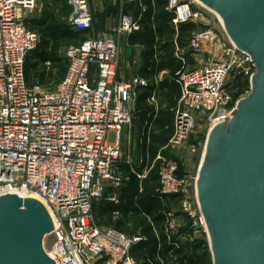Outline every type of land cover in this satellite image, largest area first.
Masks as SVG:
<instances>
[{
	"label": "built area",
	"instance_id": "1",
	"mask_svg": "<svg viewBox=\"0 0 264 264\" xmlns=\"http://www.w3.org/2000/svg\"><path fill=\"white\" fill-rule=\"evenodd\" d=\"M36 2L0 0V196L39 195L53 219V248L63 244L69 261L73 254L81 264H153L154 260L163 264L160 236L172 246L170 256L185 237L183 226L171 212H162V234L154 232L159 243L153 259L132 254L146 240L145 235L101 226L93 214L97 201L120 204L119 190L128 182L120 166H132L123 156L120 138L136 118L138 89L149 82L144 77L120 80L117 72L122 38L141 29L140 19L120 7L111 31L87 37L69 49L67 71L51 88L30 83L25 76L27 56L38 44V35L27 25ZM67 2L70 28L91 29L92 0ZM164 10L173 15L176 29L189 22L204 27L193 32L186 46L175 43L184 66L175 75L180 96L168 145L181 148L189 138L195 114L206 115L211 127L231 115L236 97L246 84L250 87L255 67L251 55L232 43L218 17L194 0H167ZM210 13L219 29L211 26ZM185 50L196 57L190 68L185 67ZM203 54L208 60H203ZM155 97L153 93L149 103H155ZM192 151H196L194 146ZM157 158L161 161L156 196L164 205L165 197L187 199L189 190H195L196 178L180 173L176 161ZM151 169L152 165H145L142 172H136L131 167L140 193ZM194 194L198 213L193 224L206 232ZM113 214L121 215L118 210Z\"/></svg>",
	"mask_w": 264,
	"mask_h": 264
},
{
	"label": "water",
	"instance_id": "2",
	"mask_svg": "<svg viewBox=\"0 0 264 264\" xmlns=\"http://www.w3.org/2000/svg\"><path fill=\"white\" fill-rule=\"evenodd\" d=\"M251 55L250 93L209 130L195 192L213 264H264V0H199ZM53 219L38 199L0 196V264H81L46 235Z\"/></svg>",
	"mask_w": 264,
	"mask_h": 264
},
{
	"label": "rangeland",
	"instance_id": "3",
	"mask_svg": "<svg viewBox=\"0 0 264 264\" xmlns=\"http://www.w3.org/2000/svg\"><path fill=\"white\" fill-rule=\"evenodd\" d=\"M68 10L69 8L67 5V0H37L36 8L34 9L32 14L27 19V25L30 26L32 30L38 35V44L36 48L39 47V51L48 52L51 50V48L55 47L54 48L55 53L57 57L60 59V62L57 65H52L50 61H45L43 63L41 62L38 63V66L36 67V69H31L30 65L31 63L34 62V60L32 56L29 57V60L27 61L29 65L28 68L30 69L28 78L31 83H34V82L41 83L39 81V76H38L39 72L45 71L46 73H48L47 71H52L51 72L52 74L46 77L47 81L43 85L51 87V88H55L56 85L62 80L63 76L65 75L66 73L65 71H67V68L69 65V59H68L67 53L70 48L79 44V39L74 40V39H69L65 37H60L57 42H54L51 40L49 42L48 41L49 38L44 37V35H42L43 34L42 31L50 26V27L55 28L58 32V35H60V33L64 30V28L66 26H69L68 18H69L70 13L68 12ZM210 15H211V20H210L211 26L213 28L219 29V25L214 20V15L211 13ZM201 26L202 25H198V27H196V29L193 31L194 32L201 31V29L204 28ZM192 38H193V34H190L187 43H190ZM45 41L49 42L47 46L45 44H42ZM167 41H172V46L162 51L158 50L157 53L160 54L161 56H165L163 60L161 61L173 62L172 66L169 67L167 71L161 75V80L159 84L161 85V84L167 83V87L170 90L167 88V90L162 89L161 91H159V93L155 97L154 105L157 107V112H159V110L161 109L168 110L167 114L165 115L171 117L172 130H173V121H174V116H175V112L177 108V102H178L177 98L179 94L178 88L176 84L173 82H175V75L177 71L180 70L184 66V63L182 62L180 58L177 57V54L179 55L180 52H177L176 50V46L174 44V41H175L174 36L167 37V35H163V37H161L160 39V43L162 44ZM176 43L178 44L180 48L183 46H186V45H180L178 42ZM184 55L187 59L185 67L190 68L194 64H196V57L192 56L191 52H188L187 50H185ZM201 57L205 61L208 60L209 58L207 54H203ZM170 91L171 93H173L172 97L169 96ZM249 93H250V87L245 85L244 90H242V94L236 97L237 101L247 97ZM157 117H159V114L157 115ZM137 118L138 117H137V111H136V119ZM136 126L133 128L132 132H133V138L136 144V150L137 149L139 150V138H140V132L138 130L140 128L139 123H137ZM210 128H211V122L208 120V117L206 115L199 114V113L195 114L194 122L192 125L189 138L187 142L183 146H181V148H172L171 146L168 145V140L171 136L170 135L167 138L168 140H166V142L155 152L154 156L150 157L149 162L146 163L145 161H143L138 166L134 165L135 167L133 168L135 169L136 172H142L141 170L145 165L146 166L152 165V169L147 173V176L143 179V181L147 179L150 180L149 178L150 175L155 172L156 178L153 180L151 179L150 182L157 183L158 185V171H159V165H160L161 160H159L157 157L158 155H160L164 158L176 161L180 167V171L191 174L193 178H196L198 167L201 162L202 153L204 151L203 149L205 147L207 134ZM193 146L196 149L195 152L192 151ZM140 148H141V144H140ZM121 174L123 177L128 178L127 184L132 181V176L136 177L137 196L140 195L142 192L140 193L138 190L139 180L137 176L135 175V173H133V171L129 168L128 172L124 173L121 171ZM143 181H142V186L144 188ZM156 188L157 186L155 187V189ZM123 189L124 188H121L119 192H122ZM194 191L195 190L193 188L189 190L188 196L186 197L187 199L180 196L176 200L170 199L169 201L168 200L165 201V205L160 200L161 201L160 205L159 207L155 209L153 216L147 215L144 212H142L141 214V216L145 218V225L150 224L153 227V232L156 231L159 235H161L164 224H165L164 217L162 215V220L158 222L157 224L153 222L152 217H154L158 213L159 214L162 213L163 211L171 212L174 215V217L177 219V221L181 223V225L183 226V231H185L184 239L180 240V247H183L185 249L186 255H189L192 253L201 255L202 252L204 251V248L198 242L202 240L207 242V246H208L207 249L209 250V253H210L207 233L203 232V229H199V228L197 229V225L193 224L195 222L196 214L198 213L197 204L194 199L195 197ZM186 200H187V203H185ZM99 202L101 201L96 202V205L94 208L96 209L94 210L95 214H97V208L100 207L98 205ZM94 217L96 220H99L98 219L99 217H97L96 215H94ZM122 217H124L123 214L119 215L118 217L116 216L112 217V219L117 220ZM131 219L132 218H129L130 221ZM145 225L144 224L138 225L137 233L142 234V229L144 228ZM101 226H106V225H101ZM46 237L51 247L53 248V242L55 239V235L49 234V235H46ZM210 257H211V253H210ZM162 260L164 262V259ZM178 261H179V257L177 255H173V256L168 255L167 257V264H177ZM211 261H212V257H211ZM164 263L166 264V262Z\"/></svg>",
	"mask_w": 264,
	"mask_h": 264
},
{
	"label": "trees",
	"instance_id": "4",
	"mask_svg": "<svg viewBox=\"0 0 264 264\" xmlns=\"http://www.w3.org/2000/svg\"><path fill=\"white\" fill-rule=\"evenodd\" d=\"M144 4L147 6V9L143 12L141 18H140V24L141 29L131 35V40L133 42H140L145 46V51L143 53L144 60L146 62V65L150 66L151 68H169L172 66L173 62L171 61H161L165 56H161L160 54H156V52L162 51L166 48H169L172 46V41H167L165 43H160L161 37L163 35L174 36L175 34V28L172 24V17L173 15L171 13H168L164 10V5L166 4L167 0H143ZM68 5V2H67ZM68 12H71V8L68 5ZM68 14V13H67ZM30 25V23H29ZM31 30L32 28L28 26ZM198 25L194 23H182L178 26V32H177V41L180 45H184L187 43L189 36L193 30L196 29ZM203 27V26H201ZM86 30V29H85ZM85 30H72L69 26H66L64 30L58 35V32L53 27H47L42 32L44 37L49 38V42L54 41L57 42L60 37H65L69 39L77 40L79 39V43L86 39L84 35ZM48 41L43 42L42 44H45L46 46L49 44ZM55 47L51 48L50 51H39V47L32 50L26 59L25 62V76L28 82L29 81V65L27 61L29 60V57H33L34 62L31 63L30 68L36 69L38 66V63H43L45 61H50L52 65H57L60 62V59L57 57L55 53ZM156 54V57L158 58L156 61L154 59V55ZM41 71L39 72V81L42 84H45L47 79V76H50L52 71ZM66 72V71H65ZM63 74V72H62ZM64 77V76H63ZM31 83V82H30ZM177 85L176 82H173ZM167 87V83L164 84ZM247 85V84H246ZM163 87V86H162ZM168 88V87H167ZM140 89V88H139ZM169 89V88H168ZM152 87L146 86L141 87V91L137 97V113L143 118V120L147 119L148 114H152L155 109L154 106L147 103L146 99L151 94ZM170 90V89H169ZM170 97L173 96V93L169 94ZM237 96V95H235ZM168 110H159L157 112V115L159 114V117L156 116L154 119L155 128L151 133V143L148 146V149L150 151L151 157L154 156L155 152L168 140L167 138L171 135L172 132V123H171V117L167 116ZM151 118V117H149ZM120 171L122 172H128L129 168L127 165L122 164L120 166ZM180 173H183L180 171ZM150 180L155 179L156 175L155 172L150 175ZM149 179L143 181V192L137 196L136 191V182L137 179L135 176H132V181L127 184V186L123 189V192L121 193V199L123 202L116 206L113 203H109L108 201L102 200L99 202V206L97 208V214H95L97 217H99V220H96L99 225H106V226H113L114 228L125 232L126 234L133 235L137 233V227L138 225L144 224L145 225V218L141 216L142 212H144L147 215L153 216L154 211L157 207L160 205V199L155 194V187L157 186V183L150 182ZM137 196V197H136ZM180 196H170L165 197V201H169L170 199L176 200ZM95 208V205H93V209ZM120 209L123 212L122 218H119L117 220H113L111 216V212L114 209ZM96 210V209H94ZM95 212V211H94ZM105 216V217H104ZM129 218H132L131 221ZM153 222L157 224L162 220V213H158L154 217H152ZM131 223V225H130ZM142 234L146 236V240L140 242L137 244L133 250L132 254L136 258H154V254L157 249V245L159 243V240H157L154 232L153 227L150 224H147L142 229ZM160 241L162 243V250H160V254L162 258L164 259V262L167 264V257H168V250L172 248V246L168 245L164 237L160 236ZM202 247L204 248V251L201 255L197 254H185V249L183 247L177 248L173 250V255H177L179 257V261L177 264H212L211 257L209 250L207 249V242L202 240L198 242ZM163 262V264H165ZM153 264H161L159 261H153Z\"/></svg>",
	"mask_w": 264,
	"mask_h": 264
},
{
	"label": "crops",
	"instance_id": "5",
	"mask_svg": "<svg viewBox=\"0 0 264 264\" xmlns=\"http://www.w3.org/2000/svg\"><path fill=\"white\" fill-rule=\"evenodd\" d=\"M91 10L93 15V26L91 29H86L84 31L85 37L96 36L99 34L106 33L111 31L117 23V16L120 10V7H123L125 11L133 14L136 18L140 19L143 12L147 9V6L144 4L143 0H92L91 2ZM174 34V44L177 41V32L178 28H175ZM194 31L191 32L193 34ZM130 36H124L122 38V49L121 56L119 62V68L117 72V79L120 80H129L134 77H144L148 80L149 85L152 87L151 94L147 97L146 101L148 104L154 106L155 111L152 114H148L147 119L143 120V118L137 113V119L135 118L132 126L127 132L124 130L122 137L120 138V149L123 153L124 158H128L131 161L132 168L140 165L143 161L146 163L149 162L151 157L150 151L148 149L149 144L151 143V133L154 130V119L157 116V107L154 105L155 103H149V98L153 93L157 94L159 91L167 90V87L164 84H160L161 75L164 74L168 68H151L146 65L144 60L143 53L145 51V46L136 41L133 42ZM185 43L184 45H186ZM157 54V52H156ZM156 54L154 55V59L157 61ZM187 60V59H186ZM195 65V64H194ZM178 85V84H177ZM163 86V87H162ZM178 88V98L180 96V88ZM141 88L138 89L139 95ZM137 97L134 103V108L137 111ZM176 99V100H177ZM151 117V118H149ZM139 123L140 128L138 129L140 132L139 138V150H136L135 140L133 138V128L136 124ZM137 127V126H136ZM172 133V132H171ZM141 144V148H140ZM128 168L131 169L130 165L125 164ZM135 165V166H134ZM143 167V166H142ZM125 173V172H124ZM123 192V191H122ZM119 192L120 204L123 202L121 199V193ZM98 202V201H97ZM111 203V202H109ZM114 204V203H113ZM120 204H114L116 206ZM96 205V202L94 203ZM118 210L120 214L123 212L120 209H114L111 212V216L115 217L113 212ZM93 214L94 209H93Z\"/></svg>",
	"mask_w": 264,
	"mask_h": 264
},
{
	"label": "bare ground",
	"instance_id": "6",
	"mask_svg": "<svg viewBox=\"0 0 264 264\" xmlns=\"http://www.w3.org/2000/svg\"><path fill=\"white\" fill-rule=\"evenodd\" d=\"M198 5L206 8L207 10H209L210 12H212L215 16L218 17L220 23H221V26L224 28V24H223V21H222V18L215 12L213 11L212 9L208 8L206 5H204L201 1L199 0H194ZM232 41V40H231ZM233 43V42H232ZM234 44V43H233ZM235 45V44H234ZM204 150V149H203ZM29 197H32V198H35V199H38L39 201L43 202L42 198L39 197V195L33 193V194H30Z\"/></svg>",
	"mask_w": 264,
	"mask_h": 264
}]
</instances>
